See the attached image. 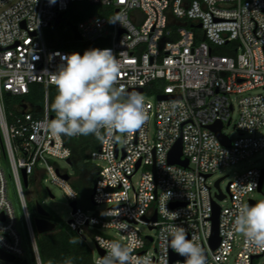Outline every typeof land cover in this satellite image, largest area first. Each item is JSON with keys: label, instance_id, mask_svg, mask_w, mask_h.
<instances>
[{"label": "built area", "instance_id": "obj_1", "mask_svg": "<svg viewBox=\"0 0 264 264\" xmlns=\"http://www.w3.org/2000/svg\"><path fill=\"white\" fill-rule=\"evenodd\" d=\"M76 3L100 7L75 23L82 36L76 42L101 45L66 49L49 44L45 29ZM140 13L145 15L142 22ZM117 17L125 27L109 22ZM215 46L236 54H218ZM90 48L112 50L121 65L117 86L125 92H145L155 81L166 82L155 101L144 98L149 118L141 129L124 134L123 143L118 132L102 130L104 139L91 152L100 175L93 202L108 206L97 214L78 204L68 224L85 236L105 228L119 235L96 234L102 252L98 250L94 264L105 254L98 237L128 245L134 257H148L152 264H184L163 246L170 225L182 226L189 239L198 238L206 264H256L264 248L248 242L235 219L240 206L258 202L251 194L259 189L263 166L238 173L222 199L216 183L208 180L264 149V93H253L264 89V0H0V250L14 256V263L26 259L42 264L24 173L27 186L49 173L70 201L78 200L70 173L54 164L55 159H70L72 149L66 135L54 136L47 129L56 118L50 113L49 88L62 57L71 51L83 55ZM34 83L46 89L43 116L22 112V107L19 113L9 112L7 92L23 97ZM161 94L178 97L158 99ZM219 122L230 147L210 127ZM230 127L236 136L226 132ZM180 139L183 158L189 160L186 167L169 161ZM221 200L229 204L222 206ZM215 203L220 206V243L213 249ZM173 212L178 218L173 219ZM140 224L156 234H144ZM0 264H8L1 253Z\"/></svg>", "mask_w": 264, "mask_h": 264}, {"label": "clouds", "instance_id": "obj_2", "mask_svg": "<svg viewBox=\"0 0 264 264\" xmlns=\"http://www.w3.org/2000/svg\"><path fill=\"white\" fill-rule=\"evenodd\" d=\"M109 22H119L125 27L120 17ZM62 61L51 76L57 89L52 104L56 118L47 123L52 135H95L103 140L102 130L108 134L131 135L142 128L149 118L144 97L117 86L121 65L111 49L90 48L83 55L73 52L62 57ZM172 217L178 218V213L173 212ZM235 227L248 242L264 248V200L240 206ZM121 228L126 230L127 226L121 225ZM165 232L162 239L166 252L171 249L184 257V264H206L204 250L196 236L189 239L186 230L178 225L168 226ZM81 242L75 237L70 240L72 244ZM97 242L105 254L96 264H152L148 257H134L128 245L99 237ZM64 264H72L71 259Z\"/></svg>", "mask_w": 264, "mask_h": 264}, {"label": "trees", "instance_id": "obj_3", "mask_svg": "<svg viewBox=\"0 0 264 264\" xmlns=\"http://www.w3.org/2000/svg\"><path fill=\"white\" fill-rule=\"evenodd\" d=\"M81 10L78 14L72 16V6L67 10L68 20L76 23L77 21L85 19L91 15L94 9L88 3H78ZM51 27V26H50ZM51 44L66 49H82L80 44L74 43L70 46L67 42H53ZM91 45H101L99 42ZM166 84L164 80H159L151 83L145 88L146 91L156 92L157 94L163 91V86ZM55 87V85H54ZM57 90V89H56ZM57 95V91L55 93ZM56 96H53L52 86L49 88V107L50 113L56 117V113L52 110V104ZM24 101L33 107L32 111L36 117L43 116V107L45 103V88L40 83H34L30 87V91L23 97L5 95L6 107L9 112L19 113L18 105ZM66 143L72 149L70 163L76 170V177L72 178V184L78 191V204L80 198H92L94 193L95 184L99 178V169L96 164L91 160V152L98 149L101 141L95 135L83 136L79 138L65 136ZM264 193V185H263ZM29 205V203H28ZM80 206V205H79ZM29 209L33 214L36 213V207L32 204ZM50 213V212H49ZM48 219L56 223V228L52 232L37 233L38 247L41 255L42 264H64L68 259H71L72 264H94V254L90 246L87 244L85 238L82 237L77 231L73 230L68 223L61 219L58 215L50 213ZM78 238L81 243L72 244V238ZM30 264H34L31 262Z\"/></svg>", "mask_w": 264, "mask_h": 264}, {"label": "rangeland", "instance_id": "obj_4", "mask_svg": "<svg viewBox=\"0 0 264 264\" xmlns=\"http://www.w3.org/2000/svg\"><path fill=\"white\" fill-rule=\"evenodd\" d=\"M71 8H72L71 13L72 16L74 17L81 10V7L78 5V3L73 4ZM93 9H94L93 11H95L96 13L100 11V7L98 5L93 6ZM139 15H140V22H142L145 18V15L143 13H140ZM44 33L49 44H51V41H53L60 43L67 42L70 46H73L74 43H77L80 44L82 48L91 46V44H87L84 42H76L74 40L73 32L66 24V22H62L58 25L53 24L51 27L46 28ZM214 48H215V52L218 54H230V55L236 54L234 50L228 47L215 46ZM56 91H57L56 87L52 86L53 96H56L55 95ZM253 93H264V89L262 88L255 89ZM141 95L144 98L150 99L152 101H155L157 97L156 92H150L149 90L148 91L145 90V92H143ZM236 116L237 114L234 115L235 118ZM226 132L230 133L232 136H236V131L232 127L227 128ZM262 132L264 133V129L262 130ZM117 138L119 139L120 143H123L124 134L118 132ZM0 149L2 150L1 143H0ZM2 163L5 164V158L3 157V155H2ZM54 164L62 171L69 172L72 178L76 177L75 175L76 170L72 166V164L67 161V159H55ZM262 166H264V149H262L261 152H258L255 155L249 157L248 159L238 163L237 165L221 168L220 170L215 172L209 178L208 181L211 184H215L217 180L222 178L220 182V188L223 193L227 194L229 182L233 180L238 173L245 171L246 169L251 167H262ZM138 179H139V174L135 176L134 181L136 182ZM25 190L28 198V203L29 206L31 207L32 212H33L32 204L35 205L36 207V203L40 202L50 213H54L58 215L61 219H63L66 223H68V220L71 218L73 213V207L70 205L71 201L68 198L67 194L65 193L64 189L53 181V177L51 174L49 173L43 174L42 179L39 181L32 179L30 185L25 186ZM214 190L220 191V189L217 186H214ZM251 197L257 201H261L264 200V193L263 191L260 192L259 190H256L251 194ZM220 204L222 206H226L229 204V201L221 200ZM79 205L84 209L89 210L90 212H95L97 214H99V211L105 210L108 206L107 203H103L97 206L94 204L92 198L87 199L85 197L80 198ZM36 215L37 214H33V217H35ZM140 228L144 234H151V235L156 234V230L150 229V227L147 224H140ZM98 233L106 236L111 235V236L119 237L117 231L111 228H105L100 230L94 229L92 232L87 231L86 241L87 244L92 249L95 257L98 254V248L96 243V234ZM149 248L151 249V251H153L154 244H150ZM256 261H257L256 264H263L264 255L258 258Z\"/></svg>", "mask_w": 264, "mask_h": 264}, {"label": "water", "instance_id": "obj_5", "mask_svg": "<svg viewBox=\"0 0 264 264\" xmlns=\"http://www.w3.org/2000/svg\"><path fill=\"white\" fill-rule=\"evenodd\" d=\"M62 22H66V24L69 26V28L73 32V36H74L75 41H80L82 39V36L78 30L77 25L74 22H72L71 20H67L66 12H61L60 15L58 16V18L55 20L54 24L58 25ZM198 27L201 28L202 23H199ZM206 38H207V34H206V32H204L203 39L205 40ZM73 52H79L80 54H82L81 51H71V52H69V54H71ZM143 91H144L143 88H137V89H133L129 92L142 93ZM7 95L11 96V92H7ZM177 97L178 96L171 95V94H161L158 96V99H172V98H177ZM20 107H22V109H21L22 112H26L27 110L30 111L33 109V107L26 102L22 103L18 108L20 109ZM210 127L217 134V136L220 138V140L222 141V143L225 146H228V147L231 146L230 139H228V137L222 133V129H223L222 123L219 122V123H216ZM182 149H183V143H182V139H180L175 144L172 151L170 152V155H169L170 163H177V164H180V165L185 166V167L188 166L189 160L183 158ZM67 161L70 163V159H67ZM139 165H140V163L138 164V167H139ZM154 169H155V167H154ZM23 176H24L25 185L27 186L28 185V176L26 175V173H24ZM64 177L68 179L69 175L66 174V175H64ZM221 180H222V178H220L219 180L216 181V186L220 189L221 194H219V197L222 199L225 197V195L222 194V190L220 188ZM263 185H264V166L262 168V177H261L260 186L258 189L260 192L263 191ZM92 200H93V195H92ZM251 204H254V200H251ZM70 205L73 207V211L75 212V210L78 206V201L77 200L71 201ZM175 205H177V204H174V206ZM36 213H37V215L34 217V223H35L36 230L39 234L52 232L55 230L56 223H54L48 219V216L50 213L40 202L36 203ZM219 214H220V206L215 203L214 214L212 217L213 229H212V235L210 238V244H211L213 249H215L220 243ZM156 219H157V215H155L153 217V220H156ZM82 237L86 239V236L84 234H82ZM98 250L100 252H102L101 249L98 248ZM0 253H1V258L4 259L5 261H7L8 264H28V260H26V259L23 260L21 263H14V260H15L14 256L6 254L2 250H0ZM177 258L184 259V257H182L178 254H173V259H177ZM205 258H207L206 255H205Z\"/></svg>", "mask_w": 264, "mask_h": 264}]
</instances>
